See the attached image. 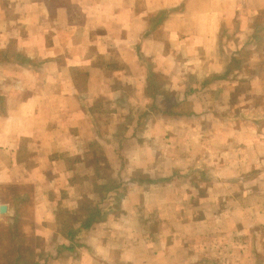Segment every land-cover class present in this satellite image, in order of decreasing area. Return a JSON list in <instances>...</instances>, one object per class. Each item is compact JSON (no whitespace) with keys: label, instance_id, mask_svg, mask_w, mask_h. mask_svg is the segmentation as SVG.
Here are the masks:
<instances>
[{"label":"crops","instance_id":"1","mask_svg":"<svg viewBox=\"0 0 264 264\" xmlns=\"http://www.w3.org/2000/svg\"><path fill=\"white\" fill-rule=\"evenodd\" d=\"M0 241L264 264V0H0Z\"/></svg>","mask_w":264,"mask_h":264},{"label":"rangeland","instance_id":"2","mask_svg":"<svg viewBox=\"0 0 264 264\" xmlns=\"http://www.w3.org/2000/svg\"><path fill=\"white\" fill-rule=\"evenodd\" d=\"M2 242L3 241H0V264H13L15 262L14 260H16V259H14V257H15V251L17 249V244H7V243H2ZM33 242L34 241H31V242H29V244L26 245L25 248H23L24 245L21 248V251L27 255L26 256L27 259L30 258V256H28V254H31V252H32ZM30 261L31 260H29L28 264H31Z\"/></svg>","mask_w":264,"mask_h":264},{"label":"trees","instance_id":"3","mask_svg":"<svg viewBox=\"0 0 264 264\" xmlns=\"http://www.w3.org/2000/svg\"><path fill=\"white\" fill-rule=\"evenodd\" d=\"M23 246V245H22ZM22 246L20 247V248H17L18 249V252H20V250H21V248H22ZM13 264H20L19 262H17V260L13 263ZM31 264H34V263H31Z\"/></svg>","mask_w":264,"mask_h":264},{"label":"water","instance_id":"4","mask_svg":"<svg viewBox=\"0 0 264 264\" xmlns=\"http://www.w3.org/2000/svg\"><path fill=\"white\" fill-rule=\"evenodd\" d=\"M3 209V207H1Z\"/></svg>","mask_w":264,"mask_h":264}]
</instances>
